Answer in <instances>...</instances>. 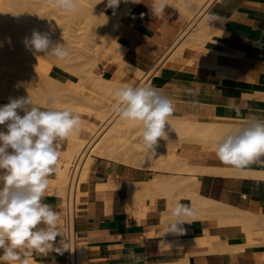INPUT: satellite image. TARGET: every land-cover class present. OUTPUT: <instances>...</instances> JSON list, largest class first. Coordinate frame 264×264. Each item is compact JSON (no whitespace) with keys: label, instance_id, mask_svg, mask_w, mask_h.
Instances as JSON below:
<instances>
[{"label":"crops","instance_id":"obj_1","mask_svg":"<svg viewBox=\"0 0 264 264\" xmlns=\"http://www.w3.org/2000/svg\"><path fill=\"white\" fill-rule=\"evenodd\" d=\"M137 2L120 0L118 7L110 8L107 7V0L99 1L101 9L115 15L119 21L115 34L124 53L121 57L122 66L119 63L120 67L113 62H99L95 75L100 74L104 80H111L115 75L122 83L133 87L144 80L143 86L150 84L173 102V112L169 116L174 118L188 116L208 121L212 116L220 115L264 120V107L261 106L263 101L257 97L244 99L240 93L227 89L219 75V69L225 68L230 70L234 80L264 85V0H212L200 11V20L205 18L212 32H219V39L198 47L187 46L190 43L187 42V36L179 38L193 19L190 20V14L194 4L190 0H167L169 6L165 14L159 17L151 13L153 0ZM183 44L186 46L182 48ZM132 67L140 73L139 77L132 71ZM251 101L261 102L260 106H250ZM79 115L83 119L82 135L88 133V128L100 125L96 118ZM68 144V139L63 142L61 156L66 152ZM157 145L176 148L175 153L187 159V166L207 170L204 174H182L191 175L190 189L199 196L236 209L258 212L264 201V176L242 175L239 172L264 173V157L242 169H236L217 158L214 145L163 138L158 140ZM213 168L220 172H214ZM209 170L212 174L206 173ZM167 174L114 160L94 158L84 181L79 182L77 189V199L79 194L80 201L77 202L74 227L75 264H78V253H81L82 264L261 262L254 252L205 254L209 252L207 249L190 245L193 236L203 234L208 224L205 219L184 216L188 218L186 220L182 217L185 221L180 225L183 232H170V225L176 219L171 215V209L177 202L190 206V200L180 195V189L178 196L175 193L177 190L168 193V196L153 189L144 192L138 184L151 180L154 175L165 178ZM57 178L56 165V171L49 179L52 181ZM52 190L48 187L44 202L60 214V236L54 242L53 250L47 255L34 253L32 262L71 264L64 231L62 198L52 193L54 188ZM57 248L60 252H56Z\"/></svg>","mask_w":264,"mask_h":264},{"label":"clouds","instance_id":"obj_2","mask_svg":"<svg viewBox=\"0 0 264 264\" xmlns=\"http://www.w3.org/2000/svg\"><path fill=\"white\" fill-rule=\"evenodd\" d=\"M54 3L57 11H79L77 0ZM119 3L107 0V7ZM167 6V0H153L150 10L159 17ZM22 42L34 55L49 54L60 61L70 55L64 43H53L47 33L34 30ZM114 99L119 119L138 122L144 146L154 152L158 140L166 136L173 102L150 85L119 87ZM0 125L6 129L0 130V264H32L34 253L47 255L60 236V214L44 201L62 144L80 132L83 119L68 107L42 109L28 96L10 98L0 106ZM215 152L222 163L236 169L264 157V120L252 118L218 142ZM171 215L176 219L170 232L182 233V217L192 212L188 204L177 202Z\"/></svg>","mask_w":264,"mask_h":264},{"label":"rangeland","instance_id":"obj_3","mask_svg":"<svg viewBox=\"0 0 264 264\" xmlns=\"http://www.w3.org/2000/svg\"><path fill=\"white\" fill-rule=\"evenodd\" d=\"M20 1L23 2V5L22 2H19L18 5L16 3L17 0L16 2L14 1V3L16 4L12 2L13 4L11 5H15L16 8L15 6L10 5L11 1H9L10 3L8 1L0 2L1 5L0 6L1 8L0 9L1 11L0 12V96L3 94L4 97V99H0V102L4 103L5 105L9 102L8 98L10 99L11 96H12L11 98L13 97L19 98V97H27L30 96L31 94L32 101H34L35 99L39 100L38 102L40 104L38 106H41V104H43V107H49V106L55 108L68 107V108H72L78 114H85L90 116L91 118L97 119V117L101 115L103 111H107L109 107L105 106L106 93L104 91L89 89L90 87L89 85H91V82L89 84L87 81L88 80L92 81V79L91 78L89 79L88 74L91 72L92 75H95V70L99 62H109V60L107 59L108 58L107 54L102 50V43L103 40H105L108 36H110L112 32L115 33L114 27L117 26L119 21L118 20L115 21L112 19L100 20V17L96 14L95 16H97L99 19L96 18L94 19V21L100 20V22L98 23V21L97 22L92 21L94 17L93 16L94 11L92 10V8L94 10L95 8L101 9V5L99 3L100 0H93L94 2H92L91 0H87L88 3L85 2L86 0H77L79 11L76 13L57 11L54 0H30L32 3L30 1L27 2L28 0H26L27 3L25 2V0H20ZM206 1L207 0H204L200 4V0L197 1L190 0V2L194 4L193 11L190 14V20L192 18L195 20H193L194 22L193 21L190 22L191 24L190 27L186 30L185 34L182 35V37L187 36V42L190 41L192 38V42L190 41V43H194L196 41L195 43L202 45L205 42L217 41L219 39V33L213 32L212 33L213 35L211 36L209 35L208 37L210 38L207 37V39H205L203 42L199 41L200 42L199 43L197 42V40H194L195 39L194 35L197 32L196 30L199 29V27L201 26L198 24L199 21H200L199 23H201L200 18L202 12L200 11L203 10ZM7 2L11 7L8 4H6ZM25 4H27L28 7L32 5L33 7H31V9L33 8L34 10L31 11V9L27 8L29 10L26 12L27 14H24L26 11ZM5 5L6 7L4 8ZM20 7L23 10V12L20 11L21 13L18 12V10H20ZM91 12H93V14H91ZM87 13L88 14L90 13V15H88ZM87 16L89 17L91 16L92 19L90 20L89 17ZM8 17H10L9 20H7ZM19 17L21 18L25 17L24 18L25 21H22L21 18ZM34 30L40 33H47L50 39L53 41V43H62V44L64 43V46L69 51L70 55L63 61L57 60L55 57L49 54L34 55L33 52L27 49L22 42L25 37L30 38ZM198 44L194 46L198 47L199 46ZM184 45L185 44H183V46ZM113 63H115V61H113ZM219 70H220L219 75L222 77V80L225 82L224 84L227 89L229 90L233 89V91L236 92L238 91V93L241 92L240 95L243 96L244 99L245 96L246 98L255 97L257 93L258 95L262 93L261 95H263V97L262 96L259 97L264 98V89L261 90L251 89L249 85H254V84L234 80L229 72L230 70L228 69L221 68ZM19 79L21 82L22 81L23 82L21 83ZM12 81L19 82L20 85L19 88L16 86L19 89V91L16 87L15 88L12 87L13 86ZM239 82L241 83V85H239ZM23 83L26 84V86L28 87L27 88L24 87ZM143 84L144 82H142L139 86H143ZM237 84L239 86H237ZM242 84L244 85V87H242L243 86ZM226 85H228L229 88ZM31 86L34 90L30 89ZM33 86H35L36 88ZM23 87L27 90V92L26 90H24ZM241 87L243 89L240 90ZM11 89L14 90L15 94L11 92L12 91ZM15 89L19 93L15 92ZM28 90L31 91V93ZM242 90H244V92ZM22 91L23 93H21ZM245 91L248 92L247 93L248 95L245 94L246 93ZM28 92L29 95H25L28 94ZM249 92L250 95L252 94L251 96H249ZM12 94L15 96L17 94V97L13 96ZM67 94H69V96ZM258 95H256V97ZM260 98L258 99L260 100ZM36 101L37 100L34 101L35 105L38 104V102L36 103ZM260 101H263L262 103H264V100L261 99ZM256 102L255 103L250 102V103H252L254 106ZM261 106L264 107V104H262ZM108 115L109 117L105 121V126H103V122H100V125H98V127L96 128L94 133L96 136L94 137V140L90 145V148H93V146H96L97 144L96 149L101 150L103 145L107 143V140L112 133H114L116 130L119 129H127L128 132L126 134L125 139L128 140L123 139L121 140V142H118L115 149H112V147H110L109 153L111 155L112 153L116 154L118 157H121L123 154L126 157V155L128 154V152L126 151V145L130 144V142L132 141L133 145H135L139 151V155L137 157L141 162L143 161L142 164L146 162L144 166H141V168L150 169L152 171L168 172L160 167H163L162 163H164V166L165 163H167L164 160H162V158L166 157L167 156L166 154L169 151L170 152L172 151L170 147L156 145L154 148V152L146 149L142 141V132H141L142 126L138 122L136 123L132 122V124L134 123L132 125L131 123L128 124V122L124 120H120L118 114L115 111V108L114 110L113 109L110 110L108 112ZM215 117L216 115L212 116L208 121H210L212 118ZM168 118L179 119L180 117L174 118L168 116ZM185 118L196 120L188 116H185ZM232 118L239 120V118L241 119L242 117L239 118L232 117ZM229 120L228 122L230 123L231 120L230 121ZM237 120L234 121L232 120L231 122V123L236 122V124H234L236 125V128L232 127L233 124L232 125L227 124V127L228 125L230 127L229 131L230 130L234 131L238 127L240 128L245 127L250 121V120H244V118H242L240 121ZM208 121H201V122H208ZM0 130H5V127L0 125ZM167 136L165 137L166 140L178 139L174 137L175 135L173 136L174 137L173 139H172V135H169L170 136L169 139H167ZM92 157L96 158L95 156ZM70 159L71 160H68L69 165H67L68 169L66 170L67 179L66 182L64 183V186H61L62 189L61 193L58 194L52 192L54 194H58L61 196L62 207L64 206L69 169L75 157H72ZM117 162H122V161H117ZM147 162L150 165L147 164ZM61 164L62 163H60V165ZM129 165L140 168L139 165H132L130 163ZM58 166L59 165L57 163V171L59 169ZM239 173L242 175L264 176V173L256 172V171L253 172L242 171ZM81 177H80V183L84 181L83 174L81 175ZM52 185H54L53 182L49 183V187L51 188V190L53 188ZM79 201L80 200L78 194V202ZM217 205L222 207L224 212L226 211L228 212L226 214L223 212V210L221 211V213L220 211H218L219 212L218 216L213 218H205V220H207L208 222L207 227L212 230L213 234H218L223 237H227L229 239H238V240L250 239L251 241L245 247L244 252H254L261 259V262L260 263L257 262V264H264V201L261 203L260 209L258 210L257 213L251 211H244L245 218H247V220L244 221L243 223V221L240 220V217L238 218L240 220L238 223L240 224L242 222L243 223L242 226L241 224L240 225L236 224L238 220L236 218L238 216L234 214L238 212L239 209L233 208L228 205H224L219 202L217 203ZM233 215L237 217L234 218ZM190 242L189 244L191 245L192 243ZM228 250H230V252L232 251L237 252L234 249H228ZM228 250H225L224 252Z\"/></svg>","mask_w":264,"mask_h":264},{"label":"bare ground","instance_id":"obj_4","mask_svg":"<svg viewBox=\"0 0 264 264\" xmlns=\"http://www.w3.org/2000/svg\"><path fill=\"white\" fill-rule=\"evenodd\" d=\"M1 1H11L10 5L14 3V1L16 2V0H1ZM0 1V2H1ZM30 0H28L27 2H29ZM92 2H94L93 0H91ZM127 1V0H126ZM197 1V0H196ZM202 1L204 0H200V4L202 3ZM6 3L9 5V3ZM13 2V3H12ZM19 2H22V1H18L17 0V4ZM26 2V0H25ZM26 2V3H27ZM31 2V1H30ZM86 3H88V1L86 0L85 1ZM199 2V1H198ZM197 2V3H198ZM212 2V0H207L206 3L204 4V8L206 6H208L210 3ZM14 3V4H16ZM32 3V2H31ZM96 3V2H95ZM94 3V4H95ZM126 3V2H125ZM2 4V3H1ZM91 4V3H90ZM128 4V3H127ZM199 4V3H198ZM9 5V6H10ZM19 5V4H18ZM22 5H23V2H22ZM26 5V7H25ZM24 7L26 8V11L24 14H27L26 12L31 9V7H33L32 5L31 6H27V4H25ZM30 5V4H29ZM92 5V4H91ZM122 5V4H121ZM1 6V5H0ZM11 6H15V5H11ZM10 6V7H11ZM20 6H21V3H20ZM6 7V5L4 6V8ZM16 8V6H15ZM24 8V9H25ZM29 8V9H27ZM1 9V8H0ZM91 9V8H90ZM3 10V8H2ZM7 10V9H6ZM9 10V9H8ZM34 10L33 8L31 9V11ZM89 10V8H88ZM92 10L94 11V14L93 12H91V14H93V19L91 18V16H87L89 17V19L92 21H94V19H99L96 15H98L100 17V20H108V19H112V20H115L117 21L115 15H112V14H109L107 12H105L104 10H101V9H96L95 10L92 8ZM20 11L23 12V10L21 9L20 7V10H18L19 13H21ZM30 11V12H31ZM111 11V10H110ZM1 12V11H0ZM9 12V11H8ZM7 12V13H8ZM96 12V13H95ZM4 13V12H3ZM6 13V12H5ZM2 14V13H1ZM16 14V13H15ZM88 14V13H87ZM14 15V14H13ZM90 15V13L88 14ZM8 16V15H6ZM5 18V17H4ZM10 17H8L7 20H9ZM21 18V17H19ZM25 18V17H24ZM23 17L21 18L22 21H25ZM24 19V20H23ZM13 20V19H12ZM19 20V19H18ZM100 20H96L94 22H97L98 23L100 22ZM195 20V19H192V21ZM21 21V22H22ZM194 22V21H193ZM200 22V21H199ZM199 25H201L199 27V29H197L196 33H195V39L194 40H197V42H203L205 39H207V37L210 35H213L212 33V29L207 25V23L205 22V18H203L201 20V23H199ZM10 24V23H9ZM16 25V24H15ZM19 25H20V22H19ZM22 25V24H21ZM27 25V24H25ZM121 25V24H120ZM191 25V24H190ZM190 25L182 32V34L180 35L179 38L182 37L183 34H185L186 30L190 27ZM19 27V26H18ZM22 27V26H21ZM115 29L117 27H114ZM22 29V28H21ZM114 29V30H115ZM216 33H219V32H216ZM194 34V33H193ZM116 34L114 32H112L110 34V36H108L105 40H103V43H102V50L107 54V59L109 60V62H113L115 61V64L119 63L121 64L122 63V53L123 52V47L119 45V43L117 42V39H116ZM210 38V37H208ZM178 39V38H177ZM179 41V39L177 40ZM192 42V38L190 40ZM196 42V41H195ZM194 42V43H195ZM199 42V43H200ZM175 43V42H174ZM173 43V44H174ZM190 43V44H187L192 46V47H195L194 45H197L198 43ZM199 45V44H198ZM186 44L184 46H181L182 48L185 47ZM222 46V45H221ZM189 48V47H188ZM178 49V48H177ZM181 49V48H180ZM169 50V49H168ZM125 51V50H124ZM175 52V51H174ZM173 52V53H174ZM179 52V51H178ZM182 54V53H181ZM173 55V54H172ZM178 55V53H177ZM233 57V56H232ZM40 61V60H39ZM189 62V61H188ZM38 64V63H37ZM124 64V62H123ZM189 64V63H188ZM118 65V64H117ZM120 67V65H118ZM122 66V64H121ZM126 66L123 65V67ZM129 66V65H128ZM20 68V67H19ZM122 68V67H121ZM131 68V67H130ZM18 69V68H17ZM135 69V68H134ZM131 70V69H130ZM18 71V70H17ZM132 71L135 72L133 70V67H132ZM253 72V71H252ZM22 73V72H21ZM138 75H140L139 72H135ZM23 74V73H22ZM24 75V74H23ZM100 75V74H99ZM99 75H92L91 72L88 74V77L89 79L91 78L92 81H87L89 84L91 82V85H89V89L90 90H101V91H104L106 93V105L107 107H109V109L107 111H103L101 113V115H99L97 117V120L100 121V122H103V126H105V121L107 120V118L109 117L108 115V112L110 110H114L115 108V99H114V91L119 88V87H126L128 85H126L125 83H122L121 80L119 79V77L115 76L111 79V80H104L102 79ZM104 75V74H103ZM135 75V74H134ZM14 76V75H12ZM22 76V75H21ZM139 77V76H138ZM9 78V77H8ZM12 78V77H11ZM10 78V79H11ZM19 78V77H17ZM26 78V77H25ZM9 79V80H10ZM15 79V77H14ZM13 79V80H14ZM22 79V78H21ZM144 79V78H142ZM8 80V81H9ZM26 80V79H25ZM141 80V79H140ZM18 81V79H17ZM17 81H12L13 82V86L12 87H18L19 88V82ZM20 81V79H19ZM7 82V81H6ZM11 82V83H12ZM21 82V81H20ZM23 82V81H22ZM21 82V83H22ZM38 82V81H37ZM143 82V80L141 81V83ZM140 83V84H141ZM225 83V82H224ZM237 83V82H236ZM15 84V85H14ZM24 84V83H23ZM29 84V83H28ZM27 84V85H28ZM138 84V86L140 85ZM244 84V83H243ZM242 84V85H243ZM225 85V84H224ZM232 85V84H230ZM229 85V86H230ZM239 85H241V83L239 82ZM237 84V86H239ZM4 86V85H3ZM228 87V85H226ZM16 87V88H17ZM22 87V86H21ZM24 87H28L26 86V84H24ZM23 87V88H24ZM35 87V86H33ZM196 87V86H195ZM232 87V86H231ZM244 87V85L242 86ZM240 88L243 89V88ZM248 87V86H247ZM249 87L251 89H264V85H259V84H254V85H249ZM17 88V89H18ZM36 88V87H35ZM229 88V87H228ZM13 89V88H12ZM11 89V90H12ZM29 89V88H28ZM31 90L33 89L32 86L30 88ZM29 89V90H30ZM239 89V88H237ZM7 90V89H6ZM24 90H26L24 88ZM23 90V91H24ZM28 90V91H29ZM34 90V89H33ZM195 90H198V89H195ZM200 90V89H199ZM205 90V89H203ZM233 90V89H232ZM239 90V91H240ZM19 91V89H18ZM16 89H15V92H18ZM23 91L21 93H23ZM179 91V90H178ZM208 91V90H207ZM244 92V90H242ZM250 91V90H248ZM13 94L14 93V90L11 91ZM27 92V90H26ZM31 93V91H29ZM29 92L28 94H25V95H29ZM75 92V91H74ZM183 92V91H182ZM214 92V91H213ZM238 92V91H237ZM246 92V91H245ZM253 92V91H252ZM260 92V91H259ZM19 93V92H18ZM196 93V92H195ZM241 93V92H240ZM248 92H246L245 94H247ZM12 94V95H13ZM74 94V93H72ZM244 94V96H245ZM262 94V93H261ZM258 95V93L256 95H258L257 97L260 98L261 96L263 97V95ZM23 95V94H22ZM69 96V94H67ZM76 95V94H75ZM243 95V94H242ZM248 95V94H247ZM252 95V94H251ZM250 95V92H249V96ZM255 95V97H256ZM5 96V95H4ZM15 96V95H13ZM254 96V95H253ZM260 96V97H259ZM12 97V96H11ZM10 97V98H11ZM17 97V94L16 96ZM28 97V96H27ZM31 98V94L29 96ZM73 97V95H72ZM243 97V96H242ZM248 97V96H247ZM14 98V97H13ZM18 98V97H17ZM33 98V97H32ZM246 98V96H245ZM249 98H252V97H249ZM0 99H4L3 97V94L0 96ZM6 99V97H5ZM264 100V98H260V100ZM9 100V98H8ZM32 100V99H31ZM34 100V99H33ZM37 100L36 103L39 101L38 99H35ZM34 100V101H35ZM33 101V103L35 104V102ZM252 102V101H251ZM252 103H255V102H252ZM251 104V106H253V104ZM40 103L38 102L37 105H39ZM180 104V103H179ZM259 104V102H256V106H259L257 105ZM264 104V103H262ZM261 104V105H262ZM4 105V103L0 102V106ZM255 105L253 107H255ZM41 106H43V104H41ZM107 109V108H106ZM227 118V119H226ZM224 117V116H220V115H216L215 118H212L210 121L208 122H201V121H197V120H191L190 118H185V116H182L180 117L179 119H172V118H167V123L165 125V132H166V136H167V139H169V135H172V139L174 137L178 138V139H175V140H178V141H182V142H186V143H200V144H204V145H214L216 146L218 142H221L228 134H230L231 132L233 131H229V125L227 127V124H233V128L235 127L236 128V122H232V120H237V119H234V118H228V117ZM236 118V117H235ZM239 118V117H238ZM231 120V122L229 123L228 120ZM242 119V118H241ZM239 118V120L237 121H240L241 120ZM229 120V121H230ZM245 120V119H244ZM128 122V124H132L133 121H126ZM136 123V122H135ZM134 124V123H133ZM132 124V125H133ZM4 127V126H3ZM83 127V126H82ZM98 126H93V127H90L88 128V133L86 135H82L81 134V130L78 134L76 135H71L68 140H69V144H68V148L66 149V152L64 151V153H62V156L60 154V160L58 162V178L55 179V180H52L50 181V183L53 182L54 185L53 188H54V193H61L62 189H61V186H64V183L66 182V170L68 169V166L69 165V162L68 160H71L70 158L72 157H75L76 158H80L81 160V163H82V166H80V172H79V181H80V177L81 175L83 174V179H85L86 175H87V172L89 170V167H90V164L91 162L94 160V158L92 156H95L96 158H104V159H109V160H114V161H122L123 163H127L129 165L132 164V165H139L140 168L141 166H144L145 163L142 164V162L139 160V158L137 157L139 155V151L137 149V147L135 145H133V142L131 141L130 144H127L126 145V151L128 152V154L126 155V157L122 154L121 157H118L116 154H113L112 155L109 153V149L110 147H112V149H115L116 145L118 142H121V140L125 139L126 138V134H127V129H119V130H116L114 133H112L108 140H107V143L103 145L102 149L101 150H97L96 149V146H93V148H90V145L92 143V141L94 140V137L96 136L94 133H95V130ZM240 128V127H238ZM227 129H228V132H227ZM6 130V129H5ZM235 131V130H234ZM175 135V136H174ZM165 136V137H166ZM174 136V137H173ZM129 137V136H128ZM164 137V139H165ZM171 139V138H170ZM125 140H128V139H125ZM186 145V144H185ZM197 145V144H196ZM179 147V146H178ZM188 147V146H187ZM99 148V147H98ZM172 149V151L168 152L166 155V157L162 158V160H164L165 162V166H164V163L163 164V167H160V168H163L165 169L166 171H168L167 175L168 177H165V178H159L158 176L154 175L152 177L151 180L149 181H145L144 183H139V186L142 187V189L144 190V192L146 191H149L151 189H153L154 191H157L159 192L160 194H170L172 192H174V190H177L175 191L176 195L179 194L178 192L181 191L180 195H184L186 196L189 200H190V210L192 212V215H190V218H197V219H200V218H213V217H216L218 216L219 212L221 213V211L223 210L222 207H220L219 205H217L218 202H215V201H212L210 199H206L204 197H201L199 196V194L193 190L190 189V185H191V179L192 177L190 176H184L182 175L183 173H187V174H195L197 172H205L207 171L206 169H198V168H193V167H189L186 165V160L187 159H183L182 157L178 156L176 153H175V149L170 147ZM169 148V149H170ZM193 150V149H192ZM178 153V152H177ZM123 158V159H122ZM161 161V159H160ZM157 162V161H156ZM163 162V161H162ZM60 163H62L60 165ZM65 163V164H64ZM126 164V165H127ZM147 164H149L147 162ZM150 165V164H149ZM152 166V165H151ZM155 167V166H154ZM146 168V167H144ZM201 168V167H200ZM208 168V167H207ZM211 169V168H210ZM214 169V170H213ZM212 170L214 172H220L219 170H215V168H213ZM217 169V168H216ZM161 170V169H160ZM222 170V169H221ZM210 172V170L208 172H206L207 174ZM213 172V173H214ZM201 173V174H202ZM177 174V175H175ZM181 174V175H180ZM204 174V173H203ZM210 174H212V171L210 172ZM196 175V174H195ZM219 175V173L217 174ZM221 175V173H220ZM82 178V177H81ZM197 183V182H196ZM68 184H69V175H68V180H67V186H66V189L68 187ZM137 184V185H138ZM194 186V184H193ZM138 187V186H137ZM52 188V189H53ZM193 188V187H192ZM137 189V188H136ZM180 189V191L178 190ZM140 190V189H139ZM53 191V190H52ZM135 191V190H134ZM133 192V191H132ZM143 192V193H144ZM152 192V191H151ZM149 192V193H151ZM135 195L138 194V192H134ZM156 193V192H154ZM175 193H174V196H175ZM249 193V192H248ZM168 194V196H169ZM244 194V193H243ZM131 195V194H130ZM134 195V194H133ZM141 195V194H140ZM153 195V194H152ZM138 196V195H137ZM171 196V195H170ZM178 196V195H177ZM136 197V196H135ZM152 197V196H151ZM154 197V196H153ZM185 197V198H186ZM242 197V196H241ZM132 198V196H131ZM143 198V197H141ZM140 198V199H141ZM181 198V197H180ZM133 199V198H132ZM139 199V200H140ZM243 199V198H242ZM248 199V198H247ZM178 201V200H177ZM176 201V202H177ZM247 201V200H246ZM77 202H78V199H77ZM138 202V200H137ZM176 204V203H175ZM137 205V204H136ZM172 205V204H171ZM137 207V206H136ZM260 209V208H259ZM224 212V210H223ZM222 212V213H223ZM228 211L224 212L227 214ZM237 213V214H236ZM234 213L235 215L237 216H234V218L238 219L240 217V220L243 221H246L247 218H245V214H244V210H241L239 209L238 212ZM162 215V214H161ZM164 215V214H163ZM187 220L186 217H183ZM196 220V219H195ZM235 220V219H234ZM239 219L237 220V223L238 225L241 224L242 226V222L239 224L238 222L240 221ZM203 235H197V236H194L193 240L190 242L192 243L191 245L193 247H199V248H205L207 249V253L205 254H208V253H218V252H224L225 250H228V249H234L236 250L237 252H244L245 250V247L250 243V239H229L227 237H223L221 235H218V234H213L212 230L208 227H206L204 230H203ZM151 234V233H149ZM188 234V233H187ZM169 235V234H168ZM150 236V235H149ZM187 240V239H186ZM182 241V240H181ZM181 241L179 240V242L181 243ZM178 242V241H177ZM183 242V241H182ZM188 242V241H187ZM188 244V243H187ZM78 251V250H77ZM230 251V250H228ZM233 252V251H232ZM80 257V259H79ZM76 256L74 254V252L72 253V263L75 264V262H77L75 260ZM77 260H78V264H82V256H81V253H78L77 254ZM186 260V259H185ZM187 261V260H186ZM182 262V261H181ZM184 262V261H183ZM186 263V262H185ZM188 263V262H187ZM32 264H36L35 262H32Z\"/></svg>","mask_w":264,"mask_h":264},{"label":"built area","instance_id":"obj_5","mask_svg":"<svg viewBox=\"0 0 264 264\" xmlns=\"http://www.w3.org/2000/svg\"><path fill=\"white\" fill-rule=\"evenodd\" d=\"M80 158L74 159L69 169V184L66 189V195L63 206V223L65 237L68 245L69 260L72 263V253L74 252L75 239H74V227L77 217V189L79 185V172L82 163ZM75 254V252H74Z\"/></svg>","mask_w":264,"mask_h":264}]
</instances>
